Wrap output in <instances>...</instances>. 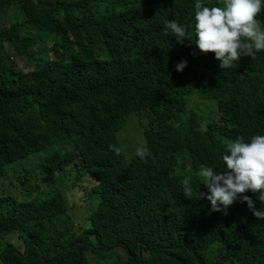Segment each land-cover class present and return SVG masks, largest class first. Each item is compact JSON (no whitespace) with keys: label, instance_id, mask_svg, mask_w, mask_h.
Here are the masks:
<instances>
[{"label":"trees","instance_id":"16d2710c","mask_svg":"<svg viewBox=\"0 0 264 264\" xmlns=\"http://www.w3.org/2000/svg\"><path fill=\"white\" fill-rule=\"evenodd\" d=\"M195 2L0 0V264H108L115 247L121 264H264V220L239 200L212 212L197 176L225 170L229 141L264 135V51L222 70L165 35L174 20L195 42ZM140 113L149 156L124 168L109 146Z\"/></svg>","mask_w":264,"mask_h":264},{"label":"clouds","instance_id":"9594fccd","mask_svg":"<svg viewBox=\"0 0 264 264\" xmlns=\"http://www.w3.org/2000/svg\"><path fill=\"white\" fill-rule=\"evenodd\" d=\"M194 8V43L190 42L192 33L187 27L174 20L165 22L164 34H172L178 44H183L185 41H188L190 46L194 44L199 54L213 53L222 70L237 67L242 56L255 59L258 52L264 51V27L257 19L264 9V0H223L222 6L211 7L204 6L202 0H196ZM94 43H99L104 50V37L91 44ZM94 59L104 60L95 57ZM186 67L187 61H181L176 65V71L182 72ZM109 149L118 155L115 158L124 168L131 166L132 169H136L135 156L143 162H147L149 156L144 137L141 146L136 148L135 154L127 164H124L118 146L110 145ZM67 150L72 151V146L69 145ZM222 160L225 165L224 171H216L212 167L200 165L197 176L203 180V185L208 189L207 194L199 193L200 199H207L210 202L212 212H223L224 215H227L228 208L239 200L247 204L254 217L264 220V208L257 210L252 198L246 195L247 192L253 193L264 205V135L255 134L249 142H245L243 137L229 141ZM88 179L90 184H97L95 180L89 177ZM181 183L183 195L193 199L190 179L185 178ZM121 250L127 257V251Z\"/></svg>","mask_w":264,"mask_h":264},{"label":"rangeland","instance_id":"374dc122","mask_svg":"<svg viewBox=\"0 0 264 264\" xmlns=\"http://www.w3.org/2000/svg\"><path fill=\"white\" fill-rule=\"evenodd\" d=\"M81 44H86V42H83ZM89 48L92 50L93 57L100 59L107 58V54L102 49V46L99 45V43L91 44ZM36 49L37 44L31 50L33 52ZM19 64L21 65V68L24 69V71H29L33 68V64L29 62H19ZM142 114L144 113L130 115L126 121L124 128L118 133L117 146L121 149L124 164H127L129 162L131 156L135 154L136 148L140 147L141 142L143 141L142 129L146 124L144 121V117L140 116ZM199 123L200 121H196V124L199 125L197 126L198 130L202 128V125H200ZM79 172L82 173L81 171ZM84 180L86 185L90 184V180L85 174H83V177L80 179L79 184ZM2 189L4 188L1 186L0 190ZM74 214L77 220L81 219L84 216L82 211L74 212ZM102 251L103 261L108 264H121L127 258L126 254L120 248H110L109 250L104 249ZM144 255L147 256L148 254L145 253Z\"/></svg>","mask_w":264,"mask_h":264}]
</instances>
